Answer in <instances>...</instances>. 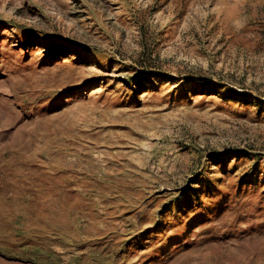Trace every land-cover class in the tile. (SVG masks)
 Returning a JSON list of instances; mask_svg holds the SVG:
<instances>
[{
	"label": "rangeland",
	"instance_id": "374dc122",
	"mask_svg": "<svg viewBox=\"0 0 264 264\" xmlns=\"http://www.w3.org/2000/svg\"><path fill=\"white\" fill-rule=\"evenodd\" d=\"M0 264H264V0H0Z\"/></svg>",
	"mask_w": 264,
	"mask_h": 264
}]
</instances>
